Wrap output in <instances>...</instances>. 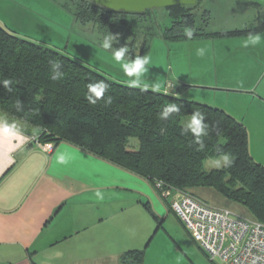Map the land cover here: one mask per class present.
I'll use <instances>...</instances> for the list:
<instances>
[{
  "label": "crops",
  "instance_id": "1",
  "mask_svg": "<svg viewBox=\"0 0 264 264\" xmlns=\"http://www.w3.org/2000/svg\"><path fill=\"white\" fill-rule=\"evenodd\" d=\"M233 1L225 4L228 13L240 8L233 22L238 25L206 30L243 28L264 12V0H236V8ZM14 4L0 0V22L7 28ZM258 34L260 43L247 47L249 35L168 40L169 47L161 42L155 48L153 41L140 56L150 57L153 67L146 83L218 106L241 121L253 157L264 164V31ZM198 48L205 49L203 56ZM3 120L17 123L21 132L18 140L0 138V264H120L121 255L141 248L138 243L152 232L147 212V225L137 227L141 205L157 220L175 213L150 179L70 141L43 142L40 127L0 110ZM58 153L68 162L58 163ZM125 205H135L133 212L124 215Z\"/></svg>",
  "mask_w": 264,
  "mask_h": 264
},
{
  "label": "trees",
  "instance_id": "2",
  "mask_svg": "<svg viewBox=\"0 0 264 264\" xmlns=\"http://www.w3.org/2000/svg\"><path fill=\"white\" fill-rule=\"evenodd\" d=\"M76 1L74 11L71 10L76 19L84 24H100L106 35H117L119 41L113 45L116 49L125 45L134 47L141 28L139 33H144L145 39L139 56L159 33L166 40L188 39L183 33L185 26L195 29L192 39L246 36L264 31V12L259 11L256 23L209 32L206 30L209 23H197L196 10L201 0L194 5L163 7L172 20L165 29L157 28L160 25L155 9L144 13L115 12L89 0ZM148 16L150 22H146ZM50 61H60L62 65L52 69ZM58 72L65 75L53 80L51 76ZM4 79L14 83L11 92L0 83V110L40 127L41 141H70L153 183L163 181L164 188L195 196L198 187L214 189L229 201L243 205L249 217L264 223V164L251 153L246 126L224 109L151 88L143 92L139 86L113 79L0 23V81ZM101 81L108 89L96 105H91L85 98L87 85ZM18 100L23 105L19 111L15 107ZM171 103L180 105V113L160 119L159 113ZM196 111L205 114L208 124L199 141L190 128L183 131L184 124ZM223 153L231 154L234 161L219 169L205 167L208 159ZM145 253V248L126 250L120 264H143Z\"/></svg>",
  "mask_w": 264,
  "mask_h": 264
},
{
  "label": "rangeland",
  "instance_id": "3",
  "mask_svg": "<svg viewBox=\"0 0 264 264\" xmlns=\"http://www.w3.org/2000/svg\"><path fill=\"white\" fill-rule=\"evenodd\" d=\"M225 2H229V0H201L196 10L197 23L199 25L203 23L207 25L209 23L206 28L211 30L216 29L222 23H225L226 27L238 25L233 23L234 21L237 22L235 19L240 17L238 15L240 8H236V5H234L236 0L233 1V8H236V12H233L231 7V12L228 13ZM76 3V0H15L12 18L8 20V29L22 37L69 54L113 79L122 81L135 79V74L132 77L125 74L122 68L123 62H117L114 59L113 51L116 49L114 46L111 50H105L100 47L104 36H106L100 24L97 23L99 25H95L93 22L84 24L76 19L71 11H74L73 8ZM155 17L160 25V27L157 26L158 29H165L171 24L172 20L167 10L163 7L155 8ZM147 18L146 22L149 21L150 17L148 16ZM247 22L248 20L242 21V25ZM140 30L141 28L136 33L138 38L134 44L135 46L126 45L129 48V54H126L125 62L128 61L129 56L133 60L136 56H139V49L142 46L143 39H145L144 33H139ZM153 41H155L154 48L161 42L169 47L170 45L168 44L172 42L168 40L167 42L160 33L149 41L150 48ZM133 52L134 54H132ZM148 67L149 70L153 68L151 64ZM215 158L208 159L205 164ZM196 193L197 196L212 205L229 208L238 215L249 217V212L243 205L229 201L214 189L198 187L196 188ZM167 200L171 205L173 196L170 195ZM133 207L135 205H125L124 215L128 212H133ZM139 209L140 211L136 214L138 218L140 217L137 223L138 229L140 227L143 229L147 225L143 215L144 212L150 215L149 218L154 223L152 232L148 235L147 240L143 244L138 243L141 244V248L148 249L146 264H223L220 259H213L200 247L175 213L171 212L168 216L160 215L161 220H157L144 206L141 205ZM120 220L126 222L123 219ZM126 232L127 230L124 226V236L127 239ZM126 244L129 245L128 242Z\"/></svg>",
  "mask_w": 264,
  "mask_h": 264
},
{
  "label": "built area",
  "instance_id": "4",
  "mask_svg": "<svg viewBox=\"0 0 264 264\" xmlns=\"http://www.w3.org/2000/svg\"><path fill=\"white\" fill-rule=\"evenodd\" d=\"M163 198L173 196L171 208L193 239L223 264H264V223L173 188L154 183Z\"/></svg>",
  "mask_w": 264,
  "mask_h": 264
},
{
  "label": "clouds",
  "instance_id": "5",
  "mask_svg": "<svg viewBox=\"0 0 264 264\" xmlns=\"http://www.w3.org/2000/svg\"><path fill=\"white\" fill-rule=\"evenodd\" d=\"M195 29L190 26H185L183 28L184 35L191 40L193 38ZM119 41L118 36L114 35L112 33L104 36L100 47H102L105 50H111L113 49L114 43H117ZM261 41V36L259 34H250L248 36V39L244 42V47H247L249 44L251 45H257ZM126 54H129V48L125 46H121L118 49H115L113 51V57L117 62H123L122 68L125 74L129 77H132L133 74H135V79H130L128 81L129 86H139L141 88V91L145 92L148 89H152L153 91L159 90L158 84H148L144 81L143 77L146 73L149 71L148 65L151 64V59L147 55L144 56H136V58L133 60L130 58L128 61L125 62ZM197 54L200 56H203L205 54L204 48H198ZM51 63L52 69L60 68L61 62L56 61ZM65 75L64 72H58L55 75L51 76L53 80H59ZM5 87V89L8 92H11L12 85L14 83L11 79H4L3 81H0ZM87 93H86V100L91 105H96L99 100H101L104 97L105 92L108 89V85L101 82H95V83H89L87 85ZM110 102V99L109 101ZM17 111L21 110L23 105L18 100L15 105ZM180 105L176 103H171L166 106H164L163 111L159 113L160 119H165L169 117L170 113H180ZM185 127L183 128V131H186L187 128H190L193 133L196 134V140L199 141L201 134L204 133L205 128L208 127V124L205 122V114L199 111H196L192 114L191 119L188 120L185 124ZM21 132V128L18 126L17 123H9L7 120L0 121V138H4L8 141L12 140H18L19 135ZM202 146V145H201ZM56 160L60 164H65L68 162V157L65 154L58 153L56 156ZM234 161V158L229 153H223L219 158L212 159L208 161L205 164V167H215L217 169L223 167L224 165H229ZM96 195L99 197L100 193L97 192ZM102 198V197H101Z\"/></svg>",
  "mask_w": 264,
  "mask_h": 264
},
{
  "label": "water",
  "instance_id": "6",
  "mask_svg": "<svg viewBox=\"0 0 264 264\" xmlns=\"http://www.w3.org/2000/svg\"><path fill=\"white\" fill-rule=\"evenodd\" d=\"M96 5L115 12L144 13L155 8L169 7L177 4L194 5L198 0H89ZM181 84H178L179 91Z\"/></svg>",
  "mask_w": 264,
  "mask_h": 264
}]
</instances>
